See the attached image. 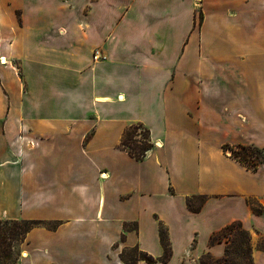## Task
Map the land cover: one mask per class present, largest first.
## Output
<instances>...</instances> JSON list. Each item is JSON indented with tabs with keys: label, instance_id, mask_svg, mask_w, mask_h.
Listing matches in <instances>:
<instances>
[{
	"label": "crops",
	"instance_id": "crops-1",
	"mask_svg": "<svg viewBox=\"0 0 264 264\" xmlns=\"http://www.w3.org/2000/svg\"><path fill=\"white\" fill-rule=\"evenodd\" d=\"M239 144L264 149V0H0V220L40 222L19 264L159 259L160 224L154 264H199L235 221L264 264V165Z\"/></svg>",
	"mask_w": 264,
	"mask_h": 264
},
{
	"label": "trees",
	"instance_id": "trees-1",
	"mask_svg": "<svg viewBox=\"0 0 264 264\" xmlns=\"http://www.w3.org/2000/svg\"><path fill=\"white\" fill-rule=\"evenodd\" d=\"M199 25L202 22V15L199 12ZM153 144L150 140L149 130L141 123L130 124L123 132L119 148L137 161L145 158L146 153L151 150ZM224 151L230 152V157L240 163L246 169L255 171L260 165H264V149L255 145H223ZM187 206L192 211H198L199 207H195L192 201L188 200ZM256 213L259 211L255 210ZM40 222L30 220H0V261L1 264H9L11 259V244L18 239L19 236H26L29 230ZM258 234V233H257ZM159 239L163 247V256L154 259L152 256L132 249L138 254L125 258L123 253L120 255L125 264H135L136 261L142 260L148 264L156 262L166 263L171 257V249L168 243L166 229L163 225H159ZM217 243H224L225 250L221 258H213L209 252L203 254L199 259V264H253L252 245L250 233L242 227L239 221L226 225L221 230L210 235L208 244L213 246ZM195 246V240L192 247ZM260 250L264 251V237L260 236L258 243Z\"/></svg>",
	"mask_w": 264,
	"mask_h": 264
},
{
	"label": "rangeland",
	"instance_id": "rangeland-1",
	"mask_svg": "<svg viewBox=\"0 0 264 264\" xmlns=\"http://www.w3.org/2000/svg\"><path fill=\"white\" fill-rule=\"evenodd\" d=\"M199 12H201V11L198 10V14H199ZM201 15H202V13H201ZM198 18H199V15H198ZM229 146H231V145H229ZM227 154L230 155V152L227 151ZM17 221H20V220H17ZM25 237L26 236H19L18 239L11 244L12 251H11V257H10L11 259L9 260V264H19L18 262H19V258H20V248H21V245L25 241ZM130 255H132L133 257L138 256L137 253L130 251V250H126L123 253V256L125 258H127ZM0 264H1V261H0Z\"/></svg>",
	"mask_w": 264,
	"mask_h": 264
}]
</instances>
